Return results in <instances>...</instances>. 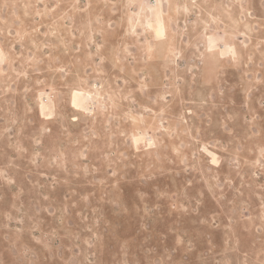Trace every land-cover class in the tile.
<instances>
[{
  "label": "rangeland",
  "instance_id": "rangeland-1",
  "mask_svg": "<svg viewBox=\"0 0 264 264\" xmlns=\"http://www.w3.org/2000/svg\"><path fill=\"white\" fill-rule=\"evenodd\" d=\"M0 264H264V0H0Z\"/></svg>",
  "mask_w": 264,
  "mask_h": 264
}]
</instances>
